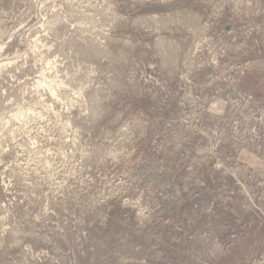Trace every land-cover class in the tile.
Masks as SVG:
<instances>
[{"label": "rangeland", "instance_id": "374dc122", "mask_svg": "<svg viewBox=\"0 0 264 264\" xmlns=\"http://www.w3.org/2000/svg\"><path fill=\"white\" fill-rule=\"evenodd\" d=\"M0 264H264V0H0Z\"/></svg>", "mask_w": 264, "mask_h": 264}, {"label": "bare ground", "instance_id": "6f19581e", "mask_svg": "<svg viewBox=\"0 0 264 264\" xmlns=\"http://www.w3.org/2000/svg\"><path fill=\"white\" fill-rule=\"evenodd\" d=\"M2 66V65H1ZM18 114H23V112L20 110L19 112H18Z\"/></svg>", "mask_w": 264, "mask_h": 264}]
</instances>
